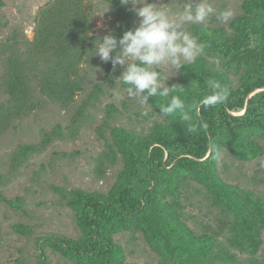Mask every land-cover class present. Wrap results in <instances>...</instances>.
Masks as SVG:
<instances>
[{
  "label": "trees",
  "instance_id": "obj_1",
  "mask_svg": "<svg viewBox=\"0 0 264 264\" xmlns=\"http://www.w3.org/2000/svg\"><path fill=\"white\" fill-rule=\"evenodd\" d=\"M108 1L116 6L115 34L122 37L124 31L133 30L131 11L128 6H121L120 0ZM244 7L246 13L236 17L228 29L195 27L194 36L207 45L204 54L182 68L184 83L176 86L177 92L168 98H149L158 112L172 95H179L188 106L212 94L207 82L214 80L227 90V102L214 107L201 106L199 115L193 116L195 132L190 131L179 113L165 116L169 124L158 125L148 135L126 127L112 128L114 149L124 160L116 182L107 194L82 189L67 191L66 203L75 211L83 235L80 239L51 235L43 239L46 244L73 264H125L124 249L113 236L133 229L142 231L160 253L163 257L160 264H243L231 249L241 251L251 245V252L258 250L260 229H264V198L227 184L217 167L226 133L237 140L233 151L238 156L251 159L264 150L242 137L246 130L264 129V0H247ZM95 29L94 14L86 0H51L39 11L32 40L14 33L1 42L0 57L4 65L1 90L5 99L0 102V130L35 109L36 92L55 103L69 104L84 90L82 66L94 55V41L98 39ZM212 55L220 58L226 71L240 74L239 88L234 89L228 76L219 73L207 59ZM107 79H111L110 73ZM103 85H96L95 92L103 91ZM113 109V105L109 106V115H113ZM205 122L207 130L200 128ZM51 134L64 136L60 128ZM49 139L50 133L45 135L43 143ZM211 144L216 145V151H210ZM41 148L40 144L22 145L18 155L25 156ZM112 153L115 159L116 153ZM181 170L193 173L197 183L223 201L212 209L224 206L225 214L217 221L231 233L226 244L214 246L209 235L190 232L182 236L166 220L162 204L167 193L178 189ZM5 177L0 172V187L5 185ZM4 200L14 208L22 207L21 198L4 197ZM248 216H253L255 222ZM22 227L16 228L23 231ZM176 256L182 258V263L177 262ZM250 262L261 264L258 260ZM40 264L47 263L42 260Z\"/></svg>",
  "mask_w": 264,
  "mask_h": 264
},
{
  "label": "rangeland",
  "instance_id": "obj_2",
  "mask_svg": "<svg viewBox=\"0 0 264 264\" xmlns=\"http://www.w3.org/2000/svg\"><path fill=\"white\" fill-rule=\"evenodd\" d=\"M0 1L1 44L14 33L32 40L39 11L51 0ZM246 1L208 0L217 13L205 25H188L186 30L194 36L193 29L197 26L228 29L236 17L246 13ZM149 2L179 12L189 0ZM191 2L195 3L196 0ZM86 4L94 14V35L102 39L111 32L116 36L115 4L108 0H86ZM127 6L131 8V4ZM228 10L234 13V17L227 23L216 19L219 12ZM139 19L131 12L133 30L138 26ZM120 38L117 37V40ZM207 59L212 61L219 73L228 76L234 89L241 86L240 74L226 71L218 56H207ZM123 70L118 65L113 72L110 61L103 63L99 56H91L82 66L84 90L72 102L55 103L36 92L35 109L0 130V172L6 175V183L0 187V264H40L42 260L47 264H73L67 256L43 240L51 235L72 239H80L83 235L77 225L75 211L66 203L67 191L82 189L105 194L110 191L124 167L123 157L112 143V128L126 127L148 135L158 125L169 124L168 119L149 101L142 105L137 98L127 96L128 86L117 79ZM155 70L168 77L170 87L184 83L181 71L177 73L167 65ZM108 73L111 79H107ZM3 75L4 65L0 57V102L5 99L1 90ZM100 83L104 84L103 91L95 92L96 85ZM158 90L162 91L160 88ZM91 93H94L93 97ZM111 105L114 106L113 115L108 114ZM56 128L61 129L62 138L51 134ZM48 133L50 139L43 143ZM242 137L247 143L258 144L264 149V129L246 130ZM26 144H40L42 148L25 156L18 155L20 146ZM234 144H238L235 137L231 133L224 134L217 161L221 178L240 192L248 191L264 198V167H261L264 150L262 154L249 159L238 156L233 151ZM113 151L116 153L115 159H112ZM180 174L182 180L177 182L178 189L167 193L162 204L166 209V220L174 232H180L182 236L190 232L198 236L209 235L214 240V246L216 243L226 244L231 233L221 228L217 221L225 214L224 206L212 209L223 201L212 190L197 183L193 173L181 170ZM4 197L21 198L22 207L10 206ZM248 218L255 222L253 216ZM17 226H23V231L18 230ZM260 237L261 244L256 252H251V245L241 251L236 248L231 251L243 264H251L250 260L264 264V229H260ZM113 238L124 249L125 264H160L163 259L138 229L115 233ZM176 257L177 262L182 263V258Z\"/></svg>",
  "mask_w": 264,
  "mask_h": 264
},
{
  "label": "clouds",
  "instance_id": "obj_3",
  "mask_svg": "<svg viewBox=\"0 0 264 264\" xmlns=\"http://www.w3.org/2000/svg\"><path fill=\"white\" fill-rule=\"evenodd\" d=\"M120 4H131L129 10L140 18L138 26L124 31L119 40L111 32L102 39H96L93 56H99L103 63L110 61L113 72L118 65L124 68L117 79L128 86L129 98H137L142 105L147 104L150 97L168 98L171 93L177 92V87H170L168 77L155 69L167 65L179 73L186 64L197 61L207 45L199 42V38L188 32L186 27L205 25L217 9L208 0H196L195 3L189 0L179 12H172L149 0H120ZM233 17L231 10L216 15L221 23H227ZM207 83L212 94L188 106L179 95H172L168 104L160 108V113L163 116L179 113L181 120L189 124L190 131H197L192 121L194 115H199L201 106L214 107L228 100L227 90L217 81L209 80ZM158 88L162 91L158 92ZM200 128L207 130V123H201ZM210 151H216L215 144L210 145Z\"/></svg>",
  "mask_w": 264,
  "mask_h": 264
}]
</instances>
